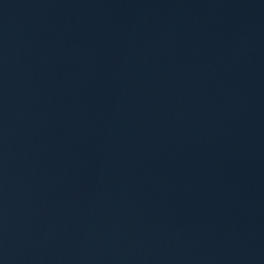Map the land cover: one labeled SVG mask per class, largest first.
<instances>
[{
    "label": "water",
    "instance_id": "water-1",
    "mask_svg": "<svg viewBox=\"0 0 264 264\" xmlns=\"http://www.w3.org/2000/svg\"><path fill=\"white\" fill-rule=\"evenodd\" d=\"M0 264H264V0H0Z\"/></svg>",
    "mask_w": 264,
    "mask_h": 264
}]
</instances>
